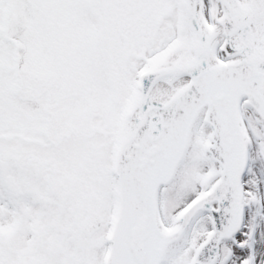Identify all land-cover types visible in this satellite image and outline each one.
I'll return each instance as SVG.
<instances>
[{"label": "snow or ice", "instance_id": "6c2138e0", "mask_svg": "<svg viewBox=\"0 0 264 264\" xmlns=\"http://www.w3.org/2000/svg\"><path fill=\"white\" fill-rule=\"evenodd\" d=\"M0 264H264V0H0Z\"/></svg>", "mask_w": 264, "mask_h": 264}]
</instances>
